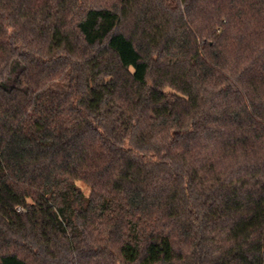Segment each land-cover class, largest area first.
Masks as SVG:
<instances>
[{"label": "trees", "instance_id": "16d2710c", "mask_svg": "<svg viewBox=\"0 0 264 264\" xmlns=\"http://www.w3.org/2000/svg\"><path fill=\"white\" fill-rule=\"evenodd\" d=\"M0 264H264V0H0Z\"/></svg>", "mask_w": 264, "mask_h": 264}, {"label": "rangeland", "instance_id": "374dc122", "mask_svg": "<svg viewBox=\"0 0 264 264\" xmlns=\"http://www.w3.org/2000/svg\"><path fill=\"white\" fill-rule=\"evenodd\" d=\"M77 184L84 190L86 194L90 192V187L87 183H85L83 180H78Z\"/></svg>", "mask_w": 264, "mask_h": 264}]
</instances>
